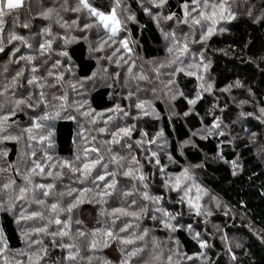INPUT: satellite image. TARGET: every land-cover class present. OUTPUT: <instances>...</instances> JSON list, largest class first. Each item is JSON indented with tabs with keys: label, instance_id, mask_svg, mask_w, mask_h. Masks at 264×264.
<instances>
[{
	"label": "trees",
	"instance_id": "16d2710c",
	"mask_svg": "<svg viewBox=\"0 0 264 264\" xmlns=\"http://www.w3.org/2000/svg\"><path fill=\"white\" fill-rule=\"evenodd\" d=\"M89 3L105 15L115 8L121 21L118 35L109 39L111 33L87 10L66 11L65 8L75 7V0H68L67 4L64 0H23V7L13 14H18L19 19L13 22L12 16L5 18L4 32L0 34L4 46L0 52V92L4 85H11L17 71H23V76L15 87H9L0 96L4 105L0 117L9 116L7 132L2 135L20 137L19 141L10 139L0 143V168L6 169L0 172V185L12 179L17 189L0 192V241L6 245L4 255L13 264L16 261L28 264L27 256L19 253L44 256L40 249H46L47 255L40 264H88L89 256L91 264H104L106 260L120 264L122 259H129L121 253V248L129 251L143 247L144 252L131 257L129 264L151 261L152 255L161 251L162 261L154 264H168L169 255L171 264H264V114L261 112L264 109V0L233 3L235 19L218 24L219 31L207 43L198 41L201 34H194L196 26L183 23L184 0H167L159 9L148 0H121L120 6L115 0H89ZM125 3L129 4L127 11ZM48 8L56 11L51 19H44L41 13ZM146 8L150 11H145ZM250 9L254 14H248ZM130 12L134 19L127 18ZM168 15L173 18L166 19ZM84 23L93 26L85 29ZM46 28L50 31L46 32ZM185 32L189 34L187 41ZM10 33L22 35L27 43L9 42ZM121 40L127 41L130 52L121 46ZM46 41H51V48L41 50L40 45ZM185 44L188 51L180 55ZM16 48L19 52H15ZM64 52L67 56L61 55ZM21 56L32 59H20ZM174 59L176 63L171 64ZM124 61L135 69L136 75L127 73ZM161 64L165 66L160 67ZM181 68L183 71H175ZM140 75L148 79L141 80ZM33 77L36 83L28 85L27 80ZM52 84L56 86L51 87ZM208 84L212 86L210 89ZM22 95L24 98L31 95L28 101L31 107L21 106L15 115H10L14 108L11 101ZM64 96L67 101L61 108L62 101L56 97ZM189 99L195 100V104H189ZM138 103L145 104L143 111L135 107ZM117 105L123 111H116ZM109 116L112 119L105 124ZM36 123L43 127H33ZM102 127L106 128L103 133L98 131ZM117 127H131V137H125L119 145L105 144ZM28 128H32L31 134L25 131ZM49 131L53 133L51 144L47 139L40 142L39 137L47 136ZM29 135L35 139H29ZM137 141L141 143L138 145ZM129 144L131 148L127 147ZM92 147L100 151H90L88 159L102 155L107 170L98 166L88 180L80 183L79 173L46 167L45 171H52L53 177L33 176L34 183L56 186L49 197L36 190L35 196L46 200V205L32 203V192L27 200L16 199L18 187L24 184L22 177L32 167L33 160L45 165L75 161L77 156L84 159V148ZM5 151L7 156L3 155ZM45 154L51 160L45 159ZM113 155L126 157L120 161L125 167L112 161ZM132 156L139 161V165L132 167L139 169L137 176L143 174V181L122 174ZM57 171H62L61 178L55 177ZM105 171L115 175H107L105 181L97 180L93 184L97 173L103 175ZM113 180L115 188L109 190L112 194L104 196L100 203L95 202L101 199L95 193L103 191V185ZM85 187L93 189L86 194L93 202L81 204L70 214V238L61 240L22 232V223L31 230L47 223V220L20 219L22 210L25 215L44 211L46 217L54 216L46 210L48 204L59 201L63 207L73 199L59 197L60 191ZM127 192L132 195H125ZM144 193L150 199H143ZM133 200L136 204L129 208ZM192 204L197 205L199 215ZM119 207L145 210L139 220L117 219L114 229L125 222L134 226L129 233L120 235L127 236L132 231L139 235L143 229L148 230V235L134 245L110 242L111 246L105 248L103 231L113 227L114 217L110 213ZM68 215L61 213L59 218L65 220ZM76 220L82 224L77 225ZM165 222L175 230L166 228ZM59 228L54 223L49 225L50 231ZM77 229L87 235L80 237ZM97 229L100 231L93 237L91 233ZM93 239L101 241L94 252L86 247ZM154 240L160 243L159 249L152 248ZM32 241L42 243L29 247ZM201 241L207 246L201 248ZM61 243H75L80 256L75 261L65 259L68 250L60 247Z\"/></svg>",
	"mask_w": 264,
	"mask_h": 264
},
{
	"label": "snow or ice",
	"instance_id": "6c2138e0",
	"mask_svg": "<svg viewBox=\"0 0 264 264\" xmlns=\"http://www.w3.org/2000/svg\"><path fill=\"white\" fill-rule=\"evenodd\" d=\"M150 4H152L155 8L159 9L164 7V5L167 3V0H148ZM237 0H184V3L181 5L184 11V17L185 19L183 20V23L187 24L189 19L191 20L192 25H197L200 26L201 29H203L200 40L201 42L208 40L213 33L216 30V26L220 24L223 21H230L232 19H235L236 17V12L233 11L232 9V4L236 3ZM68 0H64V4H67ZM115 3L117 6L121 5V0H115ZM241 3H246V0H241ZM23 7V0H0V34L4 32V28L6 25V17L12 16L13 22L19 19L18 14L13 15L14 13H18L19 9ZM65 10H71L73 12H80L82 10H87L90 16L98 17L99 19V24L109 31L111 35L109 36V39L114 38L119 31L121 21L116 15L115 8L112 9L111 13L108 15H105L103 12L98 11L96 8H94L90 3L89 0H75V7H72L70 9L65 8ZM56 10L54 8H48L46 11L41 13V16L44 19H51V16L53 12ZM127 11V9H125ZM145 11H150V9H145ZM251 15V13H248ZM58 15V13H57ZM128 19H134V16L129 15L127 17ZM166 19L171 20L173 18V15H168L165 17ZM109 21L111 23H109ZM59 23V21H57ZM75 24L76 22L73 21ZM93 25L91 23H84L83 28H91ZM24 27H27L25 24ZM46 32H49V29H45ZM167 35V34H166ZM2 39L3 37L0 36V52L4 51V46L2 44ZM9 42L12 41H20L21 43H27L25 38L22 35H17L15 33H10L7 37ZM121 46L128 50L129 52L131 49L128 46L127 41L121 40L120 41ZM30 47V45H29ZM51 48V41H46L44 44L40 45L41 50H46ZM19 48L15 49V52H19ZM116 51H119L117 49ZM172 49L169 48V52H171ZM188 51V46L187 44L184 45L182 49H180V55H184ZM15 52H13V55H15ZM43 54V51L41 52ZM115 54V53H113ZM61 55L67 56V53H61ZM20 59H28L31 60L32 57H23L21 56ZM178 59V57H177ZM14 63L17 61H13ZM176 60H172L171 64H175ZM165 65L161 64L160 67H164ZM189 67H198L194 65H189ZM4 71H7V68H4ZM33 72L36 71V68L32 69ZM128 71L131 73L132 68L130 67ZM154 71H158V69H154ZM175 71H183V69H176ZM175 72H173V75ZM191 75L192 73H188ZM49 75L51 76L52 73L49 72ZM23 76V71H17L16 75L12 78L11 85H4L3 91L0 92V96H4L5 93L8 92L9 87H15L18 82V78ZM141 80H146L148 79L147 76L145 75H140L138 77ZM199 79H203L202 77H198ZM57 79H62V77H57ZM36 83V78L33 77L31 79L27 80L28 85H32ZM174 83V82H170ZM55 84H52L51 87H55ZM239 86V85H238ZM43 87V85H41ZM203 88L204 85H201ZM211 84L207 85V88H211ZM43 95V93H41ZM181 95H183L181 93ZM56 99H60L62 101L60 107L63 108L65 107L67 97H56ZM31 100V95H27V98H24L22 95L21 98H17L12 100L11 102L14 104V108L11 110L10 115H15L16 110L21 109V106H29L31 107L30 104H28V101ZM195 100L189 99L188 103L189 104H195ZM4 107L3 103H0V110H2ZM136 108L141 109L142 111L145 109V104L144 103H138L135 105ZM109 111H114L110 109ZM116 111H123L122 109H119V106L117 105ZM262 114H264V109H261ZM145 115L148 113L145 111ZM57 116H59V112L56 113ZM84 115H90V113H84ZM124 115H128V113H124ZM185 115H188L186 112ZM52 117H43L42 119H51ZM9 119L8 115H5L3 117H0V143H3L5 140H17L19 141L20 137L19 136H12V135H2V133L7 132V127H5L7 121ZM112 117L109 116L104 123L107 124L109 120H111ZM95 120H92V123H95ZM33 127L39 129L43 127L40 123H36ZM29 134L32 132V128L25 129ZM99 132L103 133L106 131V128H99ZM132 134V128L131 127H117L115 130L111 131L110 135L112 139L110 141H105V144H121V140H123L125 137L130 138ZM53 133L51 131L48 132L47 136H40L39 140L40 142H43L44 140H48L49 144H51V137ZM162 135V133H161ZM29 139H35V137L29 135ZM93 140H95V137H93ZM141 141H137V144L139 145ZM124 147V145H121ZM128 148H131L132 146L129 144L127 145ZM96 152L99 153L100 149L97 147H92V148H84L83 153H84V159H82L80 156H77L75 161H62L58 164H49L45 165L42 162H38L33 160L32 161V167L28 170L26 174L23 175V181L24 184L22 186L18 187V194L16 196V199L18 200H27L29 192L33 193V200L32 203H35L41 207H44L46 205V200L37 198L35 196L36 190L41 191V195L43 197H49L52 194V190L56 187L54 183H34L33 181V176L34 175H39V176H45V177H53V172L52 171H45L46 167L49 168H58V169H64L67 168L72 174L79 173L80 176L77 177L80 183H84L85 180H88L89 177H91L93 170H95L98 166L102 167L103 169L107 170L108 165L103 164V156L98 155L95 159H88V153L89 152ZM108 152H112L111 148L107 149ZM4 156H7V152H3ZM33 156H35V152L32 153ZM153 156L156 155L155 152L152 153ZM45 159L51 160V157L47 156L45 154ZM126 157L120 156L117 157L116 155H113L111 157V160L120 164V161L125 160ZM76 161H80V164H77ZM156 163L159 164V160H156ZM132 165H139V161L136 159L135 156L131 157V160L128 162L127 165V170L124 171L122 174L126 177H130L132 179H139L140 181H143L145 177L143 174H140L137 176V172L139 171L138 168H133ZM120 167H125V165L120 164ZM6 169L0 168V172H4ZM19 175V171L17 172ZM187 174V170H185V175ZM63 175L62 171H57L55 173L56 178H61ZM107 175H115V173H108L105 171V174H99L92 179V183L95 184L97 180L99 181H105ZM179 180V178H177ZM15 180L9 179L8 182L3 183L0 185V192H6V191H17V189L14 187L15 185ZM115 180H113L110 183H105L103 185L104 190L101 192L95 193L96 196H99L101 199L97 200L95 202L100 203L103 200L104 196H109L112 194L111 189L115 188ZM147 187V185H145ZM93 189L91 188H83L80 190L74 189V188H69L67 192L60 191L58 193V196L63 198L64 196H69L73 197L72 200L68 202L66 206H61L60 202H53L47 205V211L50 213L55 214L54 216L46 217L44 211H31L25 215L23 212L20 214V219H40V220H47V223L39 228H36L34 230L35 234H45V235H50L52 237H60L61 240L65 237H71V223H72V217L71 213L80 207L81 204L88 202L92 203L93 199H89L86 194L92 192ZM77 195L74 196V193H77ZM125 195H132L131 192L125 193ZM143 199L148 200L150 197L148 196L147 193L143 194ZM155 202V201H153ZM191 203V201H189ZM136 201L133 200L132 204L129 205V208L132 207V205H135ZM193 208H197V215L200 214L199 209L196 204H192ZM145 210L143 208L140 209V211H135V210H129L123 207L115 208L113 211L110 213L114 219L111 221V224L113 227L106 228L103 231V236L105 239L102 241L103 247L107 248L111 246L110 242H118L120 245H134L137 243V241H144L145 237L148 235V230L143 229L141 230V234L137 235L135 231H132L129 235L127 236H122L120 233H129V230L132 229L134 226L130 222H125L122 226H120L118 229H114V226L116 224V220L119 219L120 217H131L135 220H139L141 214ZM61 213H67L69 214L65 220H61L60 214ZM102 215L104 213H101ZM167 215V213H165ZM155 219V217H153ZM55 224L57 226H60L59 230L55 231H50L49 230V225ZM75 223L77 225L82 224V221L76 220ZM136 228H139V225L135 226ZM165 227L169 228L171 230H175L174 226L170 223L165 222ZM100 230H94L91 235L93 237H96L97 234L99 233ZM77 233L80 237H85L87 233L84 231L77 229ZM27 235V234H26ZM42 241H32L29 244V247H32L34 244H40ZM55 243V241H54ZM101 243V241H97L96 239H93L92 241L88 242L86 244V247L89 251H96L97 250V244ZM60 247H63L68 250V255L65 259L68 261H75L78 256H80V249L75 243H69V244H63L61 243L59 245ZM206 243L201 241L200 242V247L204 248L206 247ZM239 246V245H238ZM152 248L159 249L160 248V243L157 241H153ZM75 250V251H73ZM143 247H136L133 248L129 251H126L124 248H121L120 251L121 253L128 257L129 259H122L120 261V264H129L130 258L131 257H136L139 256L141 253L144 252ZM6 251V245L2 244V241H0V258H3V264H13V261L10 260L7 256L4 255ZM44 253V256L47 255V250L46 249H40ZM19 255L27 256L28 259V264H40V261L44 259V256H41L37 253H34L33 255H29L28 253H19ZM33 256H35V259H33ZM81 259H84V257H80ZM188 259H192V257H187ZM88 259V264H91L92 262V257L89 256L87 257ZM163 259V252L155 253L152 255V260L151 261H141L140 264H154V262H160ZM167 261L168 264H171L172 261V256L169 255L167 256ZM233 259H235V256H233ZM15 264H23L21 261H16ZM104 264H112L111 261H105Z\"/></svg>",
	"mask_w": 264,
	"mask_h": 264
},
{
	"label": "rangeland",
	"instance_id": "374dc122",
	"mask_svg": "<svg viewBox=\"0 0 264 264\" xmlns=\"http://www.w3.org/2000/svg\"><path fill=\"white\" fill-rule=\"evenodd\" d=\"M129 6V4H127V3H125V6H124V10L125 9H128L127 7ZM252 12V9H250V13ZM251 14H254V13H251ZM129 15H131V12L129 13ZM118 17V16H117ZM119 18V17H118ZM109 23H111L110 21H109ZM188 23L192 26V27H194V26H196L195 27V30H194V34H202V31H203V29H201V27L200 26H197V25H192V23H191V20L189 19V21H188ZM119 31H120V28H119ZM119 31H118V33H119ZM217 31H219V28L216 26V30H215V32H217ZM187 32H189V33H191V31L188 29L187 30ZM187 32H185L184 33V36H185V39H186V41L187 40H189V34L187 33ZM214 32V33H215ZM214 33H213V35H214ZM118 35V34H117ZM212 35V36H213ZM211 36V37H212ZM210 37V38H211ZM197 39V38H196ZM199 42H201L200 40H198ZM204 43H207V40L206 41H203ZM155 64H154V66H158V64L156 63V62H154ZM123 64H124V66H125V69L127 70V73L128 74H130V75H134L135 74V69H133L131 66H130V64L127 62V61H124L123 62ZM132 68L133 70L131 71V73L128 71V69L129 68ZM136 75V74H135ZM261 124H263V123H261ZM264 125V124H263ZM208 208H210V207H208ZM22 212L24 213V211L22 210ZM20 224H21V222H20ZM21 230H22V232L24 233H34V230H31V229H28L27 227H26V225L25 224H21Z\"/></svg>",
	"mask_w": 264,
	"mask_h": 264
}]
</instances>
